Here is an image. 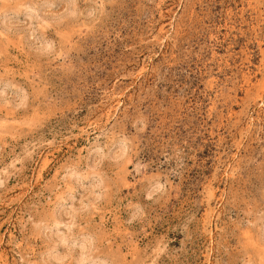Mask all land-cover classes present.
Wrapping results in <instances>:
<instances>
[{
    "label": "rangeland",
    "instance_id": "rangeland-1",
    "mask_svg": "<svg viewBox=\"0 0 264 264\" xmlns=\"http://www.w3.org/2000/svg\"><path fill=\"white\" fill-rule=\"evenodd\" d=\"M0 264H264V0H0Z\"/></svg>",
    "mask_w": 264,
    "mask_h": 264
}]
</instances>
